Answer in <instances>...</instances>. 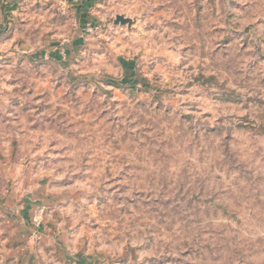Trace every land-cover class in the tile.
<instances>
[{
  "label": "rangeland",
  "instance_id": "1",
  "mask_svg": "<svg viewBox=\"0 0 264 264\" xmlns=\"http://www.w3.org/2000/svg\"><path fill=\"white\" fill-rule=\"evenodd\" d=\"M0 264H264V0H0Z\"/></svg>",
  "mask_w": 264,
  "mask_h": 264
},
{
  "label": "water",
  "instance_id": "2",
  "mask_svg": "<svg viewBox=\"0 0 264 264\" xmlns=\"http://www.w3.org/2000/svg\"><path fill=\"white\" fill-rule=\"evenodd\" d=\"M118 20H121V18H118Z\"/></svg>",
  "mask_w": 264,
  "mask_h": 264
}]
</instances>
